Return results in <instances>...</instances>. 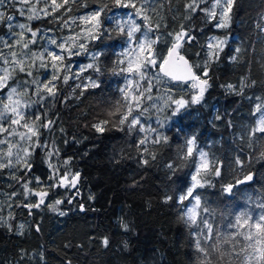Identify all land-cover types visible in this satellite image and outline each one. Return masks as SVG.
<instances>
[{"label": "trees", "instance_id": "16d2710c", "mask_svg": "<svg viewBox=\"0 0 264 264\" xmlns=\"http://www.w3.org/2000/svg\"><path fill=\"white\" fill-rule=\"evenodd\" d=\"M57 3L63 4V0ZM140 3L137 0L138 6ZM189 3L192 0H146L144 7L153 28L149 35L151 39L159 37L154 47L159 53L156 59L162 61L174 42V35L183 26L193 39L182 41L179 52L202 78L208 62L210 87L201 103L190 105L179 118L172 117L171 110L164 106L167 95L190 100L198 89L183 84L173 87L176 82H168L158 72V66L156 70L149 66L148 74L157 71L161 83L153 84L150 93L153 99L144 98L141 107H133L129 117V122L132 117L139 118L143 132L139 126L129 131L128 122L119 123L128 113L121 92L128 78V72H121V68H126L122 49L127 36L116 30L115 22L132 13L142 25L141 31H145V22L135 17L134 9L117 8L112 0H68L55 11L52 0L0 5V12L14 17L11 30L8 21L0 22V76L5 75L4 69L11 73L8 87L0 89V106L8 102L10 88H16L20 112L29 123L35 121V126H39L53 121L49 127H39L36 137L22 127L24 120L20 125L0 120L4 128L15 130L13 135L0 132V141L15 145L9 158L5 155L9 145L0 143V163L12 161V166L0 168V264H198L199 229L185 223L186 209L178 200L191 185L195 171L192 158H183L186 141L193 137L196 147L208 153L209 160H215L221 168V176L207 177L213 187L206 185L197 190L209 207L216 210L214 217H206L214 228L223 234L237 231L247 234V225L243 229H231L227 227L229 221L235 223V216L241 212L251 215L253 222L264 214V209L257 206L264 202V159H260L264 151V139L260 137L264 134L249 135L259 116V113L253 115L256 105L264 103V31L257 27L264 26V0H235L226 28L216 27L218 16L212 19L199 10L210 9L211 0L207 4L197 0L199 9L195 12L186 7ZM104 4L108 7L101 13L99 27L81 39L80 45L66 41L69 47L60 51L51 43L55 39L78 37L85 18ZM20 8L24 9L23 16ZM29 15L38 18L29 20ZM20 23L36 31L37 36L15 27ZM21 31L24 32L21 43L15 44L21 38L12 33ZM94 35L96 39H92ZM218 41L226 43L215 58L210 53L217 49L208 45ZM5 42L15 46L6 47ZM24 43L28 48H24ZM236 48L241 49L239 54ZM56 51L64 59L56 62V75L60 79L52 81L53 61L47 52ZM13 52L17 54L15 58ZM32 53L43 56L47 67H40L39 58L33 61ZM233 55L238 59L231 60ZM14 59L24 61V72ZM89 64L94 67L88 68ZM82 68L85 70L81 71ZM29 71L32 75L27 74ZM64 76H68L67 82ZM34 81H52L56 94L50 96L42 90L44 99L39 100ZM92 81L99 87H91ZM229 84L233 89L226 87ZM154 103L159 110L152 107ZM142 108L148 110L141 113ZM36 116L40 119L35 120ZM102 121L108 123L101 124ZM96 124H101L104 131L98 132L93 127ZM19 133L31 138L21 139ZM24 149L31 151L30 169L22 162L16 163V155L23 157ZM49 151L53 152L51 157L47 156ZM237 157L242 160V169L235 163ZM49 163L58 169L56 180L50 179L53 169ZM65 173L69 178L79 173L76 187L49 189ZM248 173L254 174L253 181L238 186L233 196L222 193L221 184L234 182ZM43 191L49 193L45 203L29 207L39 203L41 197L36 193ZM169 196L172 199L166 202ZM56 200L63 203L55 205L53 210L49 205H54ZM251 231L255 236L256 229L253 227ZM105 238L107 246L103 243ZM240 242H244L242 236L236 250ZM224 247L232 251L231 242Z\"/></svg>", "mask_w": 264, "mask_h": 264}, {"label": "snow or ice", "instance_id": "6c2138e0", "mask_svg": "<svg viewBox=\"0 0 264 264\" xmlns=\"http://www.w3.org/2000/svg\"><path fill=\"white\" fill-rule=\"evenodd\" d=\"M9 4H27L29 0H0V5H3L5 3ZM113 4L117 8L127 9L132 8L135 10V17H140L144 22L146 26V30L143 31L142 38H137L136 33L141 32L142 25L136 22V19L133 18V14H128L127 20H117L116 23V30H118L121 34H126L128 41H129V50H126L124 55H130L132 58L128 60L127 67L121 68V72H128L133 75H138L141 80H147V87L146 88H137L135 92L129 93L126 89H121V92L124 94L125 101L128 105V113L126 115H123L122 118H120L119 123L120 125H124L126 122H128V129L131 131L134 127L139 126L140 131H144V126L141 124L138 117H132V119L129 122V117L132 116L133 112V106L136 108H140L143 104V99L146 98L147 100H152V95H147L145 97V93H151L152 89L154 87L152 83V78L148 75V68L149 66L159 67V73L163 74V77L168 78V82H176V84L173 85V87L178 86L180 84H183L185 87H191L192 89H198L197 94L192 95L191 99H185L184 96H182L179 99H175L172 95H167L166 99L164 100V106L169 108L171 110V116L172 117H180V114L183 110H186L190 105L192 104H199L204 99V93L207 91V89L210 87L208 83V62H205L204 65V72H203V78L195 73L193 71V66L188 63V61L184 58V56L180 55L179 49L182 47V41L184 40H192L193 37H191L186 31L183 30V26H181V31L174 35V42L172 43V46L168 49V54L166 57L163 58L162 61H158L156 59V56L159 55L158 52L155 50V44L159 40V37L156 39L149 38V33L153 31V28L151 27V21L149 16L147 15V9L144 7V4L146 3V0H141L140 6L137 4V0H112ZM209 0H199V3L207 4ZM68 3V0H63V4ZM235 3V0H211V8L208 7L199 9V4L197 3V0H192V3H189L186 5V7L192 11L195 12L198 9L200 11L206 12L208 16H210L212 19H216L217 16L219 17V23L216 24V27L218 28H226L228 27L229 21L231 20V12L233 9V5ZM63 4L57 3V0H52L53 5V11L63 7ZM108 7L107 4H104L103 7L98 9L97 11L93 12L89 17H86L85 19H90L95 21V27H99L100 25V16L101 13ZM20 15H24V9H19ZM29 20H32L34 18H38L34 15H29L27 17ZM14 17L12 15H5L4 12H0V22L8 21L7 24L8 28L11 30L13 29L14 25L11 23L13 21ZM15 27H19L21 30H28L31 31L32 37L37 36L36 31H32L28 25L24 23H20L18 25H15ZM157 29L159 28V24L156 25ZM257 27H260L262 31H264V26L257 25ZM13 36H19L21 39H17L15 41V44H20L21 40L24 36V32L21 31L20 33H12ZM169 35H173L172 33H169ZM97 36H92V39H96ZM35 43V41H32ZM133 42H135V45L133 46ZM52 44H56L55 40L51 41ZM226 43V41H218L215 45L209 44L208 47L210 49L215 48L217 51L210 53V56L218 58L219 57V51H222L221 45ZM6 47H14V44H8L5 42ZM24 48H28V44L24 43ZM59 47L63 48L64 45H59ZM81 48L84 47L82 44L80 46ZM236 53L239 54L241 52L240 48H236ZM71 55H79V53H71ZM16 53L13 52L12 56L15 58ZM47 56L51 57L53 63L51 65L53 69V76L52 81H55L57 79H60L58 75H56V72L58 71L57 63L59 61H62L64 59L63 56L58 55L54 52H47ZM33 61L37 58L41 60L40 67L46 68L47 65L43 62L44 57L40 56L37 57L36 53H32ZM95 59V57H94ZM231 60L235 61L238 59L237 55H233L230 57ZM14 63H18L21 65L20 71L24 72L25 68L22 66L24 64L23 60L16 61L14 59ZM5 63H8L7 59H5ZM123 63V61H121ZM88 68H93L94 65L89 64L87 66ZM195 67H199V65H196ZM85 69H81V71H84ZM97 71H99V68H96ZM5 75L0 76V89H5L8 87L7 81L11 77V73L8 72L7 69H4ZM157 74L155 76L156 84L161 83V76L160 74ZM28 75H32V72L29 71L27 73ZM64 81L67 82L68 76L63 77ZM52 81H49L48 83H42L39 81H34L37 83V91L36 95L39 97V100H43L44 97L41 95V91H46L48 95L54 96L55 93V85L52 84ZM253 84L255 81L252 82ZM91 87L96 88L99 87V85L92 81L90 84ZM246 87L251 85H245ZM228 89H233V85L229 84L226 86ZM171 88H168L167 91L171 92ZM17 94L16 88H10L9 94L7 99L9 101L13 100V96ZM187 95V93L185 94ZM129 96L131 97L129 99ZM257 99H260L257 97ZM39 102V101H37ZM19 100L14 101L11 105L8 103L3 104V110H0V120H6L10 121L11 125H20V121L24 120V124L22 127L28 129V133H31V136L39 137V127H49L53 121H49L46 125H39L35 126V121L32 123H29L25 115L19 111ZM152 107L157 108L159 110L157 104H152ZM147 108H142L141 113L146 112ZM256 113H259L258 119L256 120L255 126L252 127L251 132L249 135L255 136L256 133L264 134V103L257 104L255 108V112L253 115H256ZM40 117L36 116L35 120H39ZM216 119H220L219 116L216 117ZM108 121H102L101 124H106ZM101 124L93 125V127L96 128L98 132L104 131V128L101 126ZM231 126V125H230ZM0 132H5L8 135L15 134V130H9L7 128H4L2 124H0ZM21 139H30L31 137L28 136L26 133H19ZM167 139V138H165ZM260 139H264V136H261ZM158 140H154V143H158ZM0 143H7L9 145L8 151L5 153V155L9 158L13 156L12 148L15 147L10 141H0ZM145 143V140H141L140 144L143 145ZM144 151H147L145 149ZM25 155L21 157L19 154L16 155V163H23L26 168H31L32 165L28 159V157L31 156V151L29 149H24ZM53 155V152L49 151L47 152V156L51 157ZM198 155L199 159H196V156ZM155 158V157H153ZM184 159L192 158V163L195 165V171L191 175V185L187 188L185 192H182L179 197V203L186 209V211L183 214V218L186 224H188L190 227L195 226L197 229H199L197 233V241H196V250L201 255L198 257V264H264V214H261L258 219H256L254 222V218L249 215L247 212H241L235 216V223H232L229 221L227 227L231 229H243L246 225L249 228V231L247 234H245L243 231H237V232H231L227 234L221 233L220 229L214 228L213 223L210 221L209 218L206 217H214L216 210L214 208L209 207L207 201L203 198L202 194H200L197 190L205 188V186L213 187L214 185L210 180L207 179V177L210 174H214L215 176L219 177L221 176V168L217 166V162L215 160H209L208 153L205 151L198 149L196 147V139L195 137L187 139L186 141V152L183 156ZM260 159H264V151H261L260 153ZM67 163V161H65ZM144 163H147V160L144 161ZM236 165H239L241 169L243 168V163L240 157H237L235 160ZM12 166V161L9 159L8 164L0 163V168L9 167ZM171 168L172 165H169ZM49 168L53 169V176L50 177L52 180H56V177L59 175L58 169L55 168L51 163H49ZM78 177L79 173L75 174L74 176H71L69 178V175L65 173L63 176H60L58 183H54L49 185V189L51 188H58V187H76V184L78 183ZM254 174L248 173V174H242V178H236L234 182H229L227 184H221V191L223 194H226L228 196H233L235 194L234 190L237 189L238 186L244 185L248 182L253 181ZM37 182L39 183V178H37ZM26 192L30 194V190L28 189V185H24ZM36 195H39L40 201L37 204L29 205V207H40L41 204L45 203V197L49 195L47 191L36 193ZM172 197H166L167 200H171ZM185 201L188 202V204H185ZM63 203L62 200H56L54 205H49L53 210L55 209V205H60ZM190 205V206H189ZM259 208L264 209V202H260L257 205ZM81 210L83 211V205H81ZM61 215H64L63 212L60 213ZM127 227L126 225L124 226ZM256 229L255 236L252 234L251 229ZM38 230V229H37ZM243 237L244 242H240L239 249L236 250L237 242H239V238ZM229 242L232 243V251H229L224 246L229 244ZM104 245H108L107 238L103 241Z\"/></svg>", "mask_w": 264, "mask_h": 264}, {"label": "rangeland", "instance_id": "374dc122", "mask_svg": "<svg viewBox=\"0 0 264 264\" xmlns=\"http://www.w3.org/2000/svg\"><path fill=\"white\" fill-rule=\"evenodd\" d=\"M128 14L129 13H126L124 16L120 17L119 20H127L129 18L128 17ZM90 15H88V17ZM95 30H96L95 21L94 20H90V19H86L85 26L82 28V30L80 32V35L78 37L73 38V39L72 38L71 39L70 38L69 39L64 38V39H61V40H58V41L55 39L56 46L61 51V50H64L65 48L69 47V46L66 45V41H73L74 43H77V45H80L82 43V40L81 39L86 38L89 34L94 33ZM142 36H143V31L139 32L136 37L137 38H142ZM149 38H150V35H149ZM59 45H64V47L61 48V47H59ZM134 45H135V42H133V46ZM126 50H129V41H128V38H127V42H126L125 46L122 49V54H123L124 60L126 61V67H127V62L132 57L130 55H124V53L126 52ZM56 54H58L57 51H56ZM157 74H158V72L157 71H154V70L152 71V73H149L148 74L149 77L152 78V83L153 84H156L155 76ZM147 83H148L147 80H141L138 75H133L131 73H128V78H127L126 84L124 85V88L129 93H133V92H135V90L137 88H141V89L146 88L147 87ZM147 95H150V93H145V97ZM19 98H20V95L19 94H16V95L13 96V100L12 101H9L7 99V101H8L7 103L11 105L14 101L19 100ZM130 98L131 97L129 96V99ZM133 107H135V106H133ZM18 108H20V107L18 106ZM0 110H3V106H0ZM19 111H20V109H19Z\"/></svg>", "mask_w": 264, "mask_h": 264}, {"label": "water", "instance_id": "95a60500", "mask_svg": "<svg viewBox=\"0 0 264 264\" xmlns=\"http://www.w3.org/2000/svg\"><path fill=\"white\" fill-rule=\"evenodd\" d=\"M172 46V45H171ZM170 46V47H171ZM167 54H168V51H167ZM167 54H166V56H167ZM180 55H182V56H184L183 54H181L180 53ZM184 58L188 61V63L190 64V61H189V59L186 57V56H184ZM191 65V64H190ZM154 69H156V67H153ZM158 71H159V67H158ZM194 71V70H193ZM195 72V71H194ZM161 75H163L162 73H160Z\"/></svg>", "mask_w": 264, "mask_h": 264}, {"label": "flooded vegetation", "instance_id": "af4514ba", "mask_svg": "<svg viewBox=\"0 0 264 264\" xmlns=\"http://www.w3.org/2000/svg\"><path fill=\"white\" fill-rule=\"evenodd\" d=\"M158 69V68H157ZM156 70V69H155Z\"/></svg>", "mask_w": 264, "mask_h": 264}]
</instances>
